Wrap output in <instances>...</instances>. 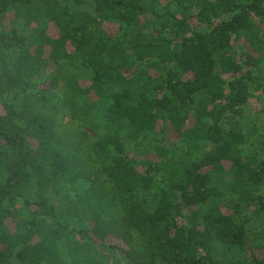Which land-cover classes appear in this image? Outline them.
Returning a JSON list of instances; mask_svg holds the SVG:
<instances>
[{"label":"trees","instance_id":"16d2710c","mask_svg":"<svg viewBox=\"0 0 264 264\" xmlns=\"http://www.w3.org/2000/svg\"><path fill=\"white\" fill-rule=\"evenodd\" d=\"M0 264H264V0H0Z\"/></svg>","mask_w":264,"mask_h":264},{"label":"clouds","instance_id":"9594fccd","mask_svg":"<svg viewBox=\"0 0 264 264\" xmlns=\"http://www.w3.org/2000/svg\"><path fill=\"white\" fill-rule=\"evenodd\" d=\"M99 211L103 212L106 216L114 215V211L105 200H97L93 202Z\"/></svg>","mask_w":264,"mask_h":264},{"label":"rangeland","instance_id":"374dc122","mask_svg":"<svg viewBox=\"0 0 264 264\" xmlns=\"http://www.w3.org/2000/svg\"><path fill=\"white\" fill-rule=\"evenodd\" d=\"M51 196H52V200H53V202L55 203V204H57V205H61V204H63V197H61V196H59V195H57V194H51Z\"/></svg>","mask_w":264,"mask_h":264}]
</instances>
